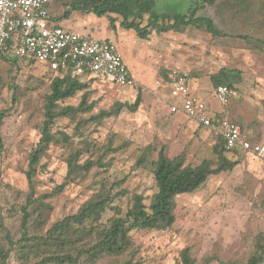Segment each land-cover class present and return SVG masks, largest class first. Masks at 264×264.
I'll list each match as a JSON object with an SVG mask.
<instances>
[{
    "label": "rangeland",
    "instance_id": "rangeland-1",
    "mask_svg": "<svg viewBox=\"0 0 264 264\" xmlns=\"http://www.w3.org/2000/svg\"><path fill=\"white\" fill-rule=\"evenodd\" d=\"M52 1L51 12L58 22H82L81 32L87 33L88 26L92 35L110 37L138 84L118 89L97 81L91 86L90 100L95 107L90 113L57 118L53 132L59 139L66 134L70 140L52 143L38 166L35 197L49 207L42 206V218L38 216L37 203L29 206L31 233L45 234L57 221L107 195H111V205L120 208L122 215L131 207L135 193L141 194L149 206L157 190L151 162L162 148L171 158L183 155L186 163L199 164L214 158L212 147L217 134L184 113L172 112L174 98L169 88L157 84L171 70L187 72L191 86L209 95L206 101L217 113L222 107L215 98L211 76L222 68L238 70L239 77L232 86L236 95L226 110L236 122L239 109L250 115L241 126L244 133L264 141V45L259 42L264 38L263 0H251L250 6L218 0L200 10L199 15L210 17L225 36L191 26L182 32L159 33L151 29L146 39L134 29L123 28L120 16L114 14V24L107 16L95 13L72 12L66 19L61 15L70 9L71 0ZM197 1L158 0L156 9L185 12ZM146 23L147 20L143 22ZM50 81L45 64L22 60L12 63L0 56V109L9 110L2 126L0 222H4L14 241L22 235L23 208L31 191L27 171L41 136ZM139 94L142 102L137 111L124 107L118 115L100 122L92 118L118 102L134 103ZM81 95L78 92L65 104H79ZM150 145L148 159L142 164L140 157ZM76 152L78 163L102 154L103 164L67 179V158ZM225 154L238 164L232 170L211 175L195 192L177 196L173 226L132 232L139 249L136 258L142 264H177L185 248L190 249L196 264H202L207 257L212 258L209 264H246L255 253V237L264 231V160L244 152ZM63 184V190L58 189ZM112 215L113 210L108 208L100 224L105 225ZM0 243L10 247L2 229ZM40 259L35 255L25 259L14 249L8 264H36ZM111 260L107 257L97 264H109Z\"/></svg>",
    "mask_w": 264,
    "mask_h": 264
},
{
    "label": "trees",
    "instance_id": "trees-1",
    "mask_svg": "<svg viewBox=\"0 0 264 264\" xmlns=\"http://www.w3.org/2000/svg\"><path fill=\"white\" fill-rule=\"evenodd\" d=\"M216 1L218 0H198L185 12H159L156 9L158 0H71L68 3L70 9L65 10L61 16L69 19L72 12L95 13L98 16H107L114 24L115 14L121 17L123 28L134 29L138 36L145 39L148 38L151 29L159 33L182 32L191 26L205 29L214 36H225L226 33L210 17L199 15V11L206 5H213ZM250 1L233 0L239 6H250ZM262 8H264V0ZM54 18L58 19V17ZM145 20L147 23L144 25ZM259 42L264 45V38L259 39ZM0 56L12 63L20 61L17 57H7L1 52ZM26 62L39 64L34 60ZM49 75L51 78L50 93L45 97L41 136L31 153L27 171L31 191L28 196V204L23 208L22 235L17 241H14L4 222H0V229L5 231L6 240L10 244V247L6 248L0 243V264H8L11 251L14 249L25 259L31 255L41 257L36 264H97L98 261L107 257L112 258L109 264H142L141 260L136 258L139 249L135 246L132 232L152 229L165 230L173 226L176 220L177 196L195 192L211 175L232 170L238 161L227 157L225 153L228 150L220 135H217V142L212 147L214 158L203 159L199 164L186 163L183 155L171 158L162 148L159 150L157 158L151 162L157 190L153 194L149 206L146 205L141 194L135 193L131 207L125 215H122L120 208L111 205V195H107L81 207L77 213L57 221L45 234L31 233L28 227L32 218L29 206L37 203L38 216L42 218L44 214L42 206L49 207L47 203L35 197L34 177L38 173V166L52 143L70 140L66 134L62 139H59L53 132V125L58 117H75L79 113H90L95 107L94 101L90 100L91 86L96 82L95 79L81 80L68 73L57 74L52 71H49ZM238 77V70L226 68H222L211 76L215 87L221 84L232 87ZM78 92H82L79 104H65L67 99L75 97ZM141 102L142 97L139 94L134 103L118 102L111 110H101L92 118L100 122L106 117L118 115L124 107L134 112L137 111ZM8 114L7 108L0 109V157L4 150L2 126ZM257 141L259 140L255 139V142ZM150 150L151 145L146 147L140 157L142 164L147 161ZM77 154L76 152L67 158V179L83 172H89L94 166L103 164L102 154L97 159H86L83 163L77 162L79 158ZM63 187L64 184L58 189L63 190ZM108 208L113 210V215L108 218L105 225H101L103 214ZM211 259V257H207L202 264H209ZM177 264H196V259L189 248L181 251ZM246 264H264V231L256 235L255 253L249 257Z\"/></svg>",
    "mask_w": 264,
    "mask_h": 264
},
{
    "label": "built area",
    "instance_id": "built-area-1",
    "mask_svg": "<svg viewBox=\"0 0 264 264\" xmlns=\"http://www.w3.org/2000/svg\"><path fill=\"white\" fill-rule=\"evenodd\" d=\"M52 0H0V52L22 61L45 64L48 71L68 73L81 80L95 79L106 85L135 87L138 82L125 62L117 44L75 31L55 20ZM174 98L170 110L184 113L210 128L224 141L228 151H240L264 160V141L253 142L230 116L226 107L236 89L226 84L216 87L222 110L215 113L206 101L191 94L190 76L171 70L166 79L157 80Z\"/></svg>",
    "mask_w": 264,
    "mask_h": 264
},
{
    "label": "crops",
    "instance_id": "crops-1",
    "mask_svg": "<svg viewBox=\"0 0 264 264\" xmlns=\"http://www.w3.org/2000/svg\"><path fill=\"white\" fill-rule=\"evenodd\" d=\"M69 21V20H68ZM62 24L63 25H65L66 27H68V28H71V29H73V30H75V31H79V32H81V29H80V25H82L83 23L81 22V23H75V25H74V23H72V22H62ZM79 24V25H78ZM86 28H87V30H86V32L87 33H84V34H87V35H90V36H92V37H95V38H98V39H108V40H111V41H113L110 37H107V38H100V37H98V36H94V35H92V32H91V30H90V27L88 28V26H86ZM91 29H92V27H91ZM83 33V32H82ZM136 79V78H135ZM137 80V82H138V79H136ZM192 85V82H191V79H190V89H191V94L194 96V97H196V98H198V99H202V100H204V101H206V99H209V95L206 93V92H202L201 91V89H199L198 87H193V86H191ZM133 88V87H132ZM235 97V96H234ZM215 98H216V93H215ZM217 100V99H216ZM232 101V100H231ZM206 102H208V101H206ZM218 102V101H217ZM231 103V102H230ZM208 104V106H209V108H210V110L211 111H213V112H215L216 113V108L215 107H212V104L210 105L209 103H207ZM236 118H237V121L238 122H236L239 126H240V128H241V130H242V133L246 136V137H248L251 141H253V142H255V138L254 137H249V136H247L246 135V133H244V131H243V129H242V127H243V125H245L244 124V122H245V120H248L249 118H250V115H248L245 111H243V110H241L240 111V109H239V111H238V113L236 114ZM203 126V125H202ZM242 126V127H241ZM203 127H205V126H203ZM206 129H209V130H211L210 128H208V127H205ZM252 132L253 131H249V134H252Z\"/></svg>",
    "mask_w": 264,
    "mask_h": 264
}]
</instances>
